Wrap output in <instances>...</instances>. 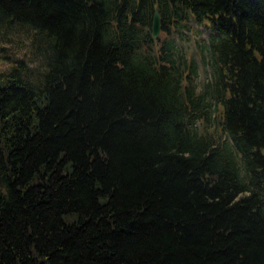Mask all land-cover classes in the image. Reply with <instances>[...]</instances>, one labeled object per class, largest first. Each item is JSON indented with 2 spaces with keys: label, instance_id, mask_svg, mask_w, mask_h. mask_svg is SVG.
I'll return each instance as SVG.
<instances>
[{
  "label": "trees",
  "instance_id": "16d2710c",
  "mask_svg": "<svg viewBox=\"0 0 264 264\" xmlns=\"http://www.w3.org/2000/svg\"><path fill=\"white\" fill-rule=\"evenodd\" d=\"M179 7L244 31L205 92ZM0 41V264H264V0H0Z\"/></svg>",
  "mask_w": 264,
  "mask_h": 264
},
{
  "label": "bare ground",
  "instance_id": "6f19581e",
  "mask_svg": "<svg viewBox=\"0 0 264 264\" xmlns=\"http://www.w3.org/2000/svg\"><path fill=\"white\" fill-rule=\"evenodd\" d=\"M139 3L140 2H137V4H139ZM166 19H167V15L166 16H158L155 33H153L151 35L155 40H157L162 35L163 30H165L164 27H167L171 31L172 27L170 24H168V21ZM157 44L159 45V43H157ZM156 47H157V45L154 47V49ZM154 49L152 48L151 51L153 53H156L154 51ZM239 170H242V171L244 170V165L242 163L239 164Z\"/></svg>",
  "mask_w": 264,
  "mask_h": 264
},
{
  "label": "clouds",
  "instance_id": "9594fccd",
  "mask_svg": "<svg viewBox=\"0 0 264 264\" xmlns=\"http://www.w3.org/2000/svg\"><path fill=\"white\" fill-rule=\"evenodd\" d=\"M0 47L8 48V47H11V45L0 41ZM12 67H13V65L11 63L0 59V73L8 72L11 70Z\"/></svg>",
  "mask_w": 264,
  "mask_h": 264
},
{
  "label": "water",
  "instance_id": "95a60500",
  "mask_svg": "<svg viewBox=\"0 0 264 264\" xmlns=\"http://www.w3.org/2000/svg\"><path fill=\"white\" fill-rule=\"evenodd\" d=\"M157 19H158V14L155 15V19H154V27H153V33H155L156 30V26H157Z\"/></svg>",
  "mask_w": 264,
  "mask_h": 264
},
{
  "label": "rangeland",
  "instance_id": "374dc122",
  "mask_svg": "<svg viewBox=\"0 0 264 264\" xmlns=\"http://www.w3.org/2000/svg\"><path fill=\"white\" fill-rule=\"evenodd\" d=\"M203 74V69H200V75H202ZM203 79V78H202Z\"/></svg>",
  "mask_w": 264,
  "mask_h": 264
}]
</instances>
